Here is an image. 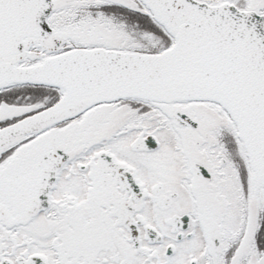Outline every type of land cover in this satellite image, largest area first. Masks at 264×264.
I'll use <instances>...</instances> for the list:
<instances>
[{
  "label": "snow or ice",
  "instance_id": "1",
  "mask_svg": "<svg viewBox=\"0 0 264 264\" xmlns=\"http://www.w3.org/2000/svg\"><path fill=\"white\" fill-rule=\"evenodd\" d=\"M0 264H264V0H0Z\"/></svg>",
  "mask_w": 264,
  "mask_h": 264
}]
</instances>
